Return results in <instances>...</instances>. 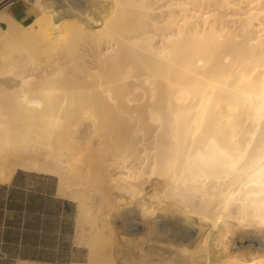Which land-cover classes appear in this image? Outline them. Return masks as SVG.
<instances>
[{
  "label": "bare ground",
  "instance_id": "obj_1",
  "mask_svg": "<svg viewBox=\"0 0 264 264\" xmlns=\"http://www.w3.org/2000/svg\"><path fill=\"white\" fill-rule=\"evenodd\" d=\"M61 1L0 15V184L58 178L71 264H264V0Z\"/></svg>",
  "mask_w": 264,
  "mask_h": 264
},
{
  "label": "rangeland",
  "instance_id": "obj_2",
  "mask_svg": "<svg viewBox=\"0 0 264 264\" xmlns=\"http://www.w3.org/2000/svg\"><path fill=\"white\" fill-rule=\"evenodd\" d=\"M69 1V0H68ZM55 8L60 10L63 2L61 0H52ZM70 2V1H69ZM67 3H65L66 5ZM87 5H91V3H87L84 6L80 7L81 9H85ZM38 9V8H37ZM91 10H94L92 6ZM39 14V9H38ZM1 28H5L1 26ZM19 174L18 183L20 186L31 190L33 193H36L34 196L43 195H51L56 192L58 188V178L52 175L35 173V172H26V171H17L16 175ZM15 175V176H16ZM32 197L31 202H34V207L40 206L41 209H44L46 212L49 211V214L42 215L40 211H33L31 214L30 226L27 231L26 237L23 241L26 243V246L17 247V251L28 250L34 251L33 249H39V251H44L42 257L45 258L46 261H41L42 263L38 264H47L45 262L58 261L56 264H70L71 262L84 263L87 261L89 250L85 246H79L76 243V230L78 226L77 217L79 214L78 204L71 202V207L68 212L66 211H51L52 209H64L62 202L69 201L61 198L62 202L59 204L57 202L52 203L50 201H44L41 203V200H35V197ZM48 197V196H47ZM57 197H59L57 195ZM60 198V197H59ZM39 207V209H40ZM37 210V209H34ZM101 213L107 212L106 206L102 205L100 208ZM41 217V219H36V217ZM255 231L254 228L247 227L244 228V231ZM243 232V230L236 231V233ZM234 240L238 239V235L231 236ZM254 237V236H251ZM249 238L243 239L242 246H248L250 243ZM227 241V240H226ZM259 241H262L259 239ZM229 242V241H228ZM14 243V247H15ZM236 248V247H234ZM258 250L260 248L257 245H254L252 250ZM228 249V247H227ZM230 251H234L238 254H246L248 249H229ZM14 251V252H15ZM8 264V263H7Z\"/></svg>",
  "mask_w": 264,
  "mask_h": 264
},
{
  "label": "crops",
  "instance_id": "obj_3",
  "mask_svg": "<svg viewBox=\"0 0 264 264\" xmlns=\"http://www.w3.org/2000/svg\"><path fill=\"white\" fill-rule=\"evenodd\" d=\"M7 15L21 25H30L38 16V9L34 5L33 0H0V15ZM6 27V23L0 20V27ZM31 190L19 185L17 175L10 184H0V264H19L20 261H29L42 263L39 260H29L23 258L14 259L5 252V232L9 229L8 222L13 220L17 211H21L20 216H26V211H45L44 209L32 210L30 206V197L34 196ZM50 198L52 203L61 201L57 197L56 192L51 195H43ZM37 197V196H34ZM64 209H52L51 211H69L71 207L70 201L62 202ZM24 211V212H23ZM21 246V244L19 245ZM58 261L45 262L47 264H56ZM73 263V262H71ZM70 263V264H71Z\"/></svg>",
  "mask_w": 264,
  "mask_h": 264
},
{
  "label": "trees",
  "instance_id": "obj_4",
  "mask_svg": "<svg viewBox=\"0 0 264 264\" xmlns=\"http://www.w3.org/2000/svg\"><path fill=\"white\" fill-rule=\"evenodd\" d=\"M19 174H17V177H19ZM33 197V196H32ZM32 197H30V206L31 209H39L40 206L34 207V202H31ZM35 200H41V203L44 201H50V198L44 196H37L34 198ZM51 202V201H50ZM58 204L62 201H55ZM42 207H40L41 209ZM21 211H17L18 214L13 218V220L8 222V227L9 229L5 232V241H6V246H5V252L7 254L11 255L14 259L16 258H23V259H29V260H39V261H46L45 258L42 257V254H44V251H39V249H33L34 251H26V250H21L17 251V247L21 244V248L23 246H26V243L23 241V239L26 237V234L29 226H30V218L31 214L33 211H26L27 215L26 216H20ZM24 212V211H23ZM68 212V211H66ZM42 215L49 214V211H40ZM32 219V218H31ZM36 219H41V217H36ZM30 221V222H29ZM14 243L15 247H14ZM16 250V251H15ZM15 251V252H14Z\"/></svg>",
  "mask_w": 264,
  "mask_h": 264
}]
</instances>
